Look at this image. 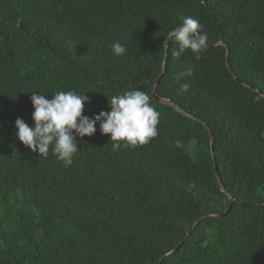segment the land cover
I'll use <instances>...</instances> for the list:
<instances>
[{
	"label": "trees",
	"instance_id": "16d2710c",
	"mask_svg": "<svg viewBox=\"0 0 264 264\" xmlns=\"http://www.w3.org/2000/svg\"><path fill=\"white\" fill-rule=\"evenodd\" d=\"M185 17L199 59L163 43ZM161 73L194 119L154 99ZM137 89L160 113L143 146L97 124L65 167L16 139L32 93L86 94L92 118ZM0 264H264V0H0Z\"/></svg>",
	"mask_w": 264,
	"mask_h": 264
},
{
	"label": "clouds",
	"instance_id": "9594fccd",
	"mask_svg": "<svg viewBox=\"0 0 264 264\" xmlns=\"http://www.w3.org/2000/svg\"><path fill=\"white\" fill-rule=\"evenodd\" d=\"M201 25L192 17H185L183 23L167 33L163 40L174 41L176 48L173 57H181L187 51L199 59V53L207 47V35L199 31ZM126 48L116 42L112 45L114 55H123ZM194 69L188 67L180 76L193 75ZM189 85H181L186 92ZM34 109L33 126L22 119L15 121L16 139L26 148L47 156L51 149L58 162L65 167L73 163V156L78 151L77 138L91 137L99 125V131L110 137L112 150L122 147L143 146L157 136L160 113L151 105L149 95L141 90H133L123 95L112 96L109 112L101 111L92 118L82 115L85 103L89 102L86 94L75 91H57L51 97L39 93L30 96Z\"/></svg>",
	"mask_w": 264,
	"mask_h": 264
},
{
	"label": "water",
	"instance_id": "95a60500",
	"mask_svg": "<svg viewBox=\"0 0 264 264\" xmlns=\"http://www.w3.org/2000/svg\"><path fill=\"white\" fill-rule=\"evenodd\" d=\"M167 43H168V42H167ZM165 47H166V49H167V44L165 45ZM165 63H166V62H164V64H163L162 73L164 72V69H165ZM162 73H161V75L159 76V78H158V80L156 81V83H155V85H154V88H153L152 95H153L154 99L157 100L159 103H161V104H163V105H166V106H170V107H172L175 111L181 113L182 115L194 119L193 117H191L190 115H188L184 110H182V109H181L180 107H178L177 105L172 104V103H171L169 100H167V99L159 98V97L156 95V89H157V86H158V84H159V82H160V79H161ZM210 142H212L211 134H210ZM211 144H212V143H211ZM215 176H216V180H217L218 186L220 187V189L222 190V192H224L225 194H227V192L225 191V189L223 188V186H222V184H221V181H220V179H219V176H218V173H217L216 169H215ZM229 199H230V205H229L228 210H227L225 213H223V214H220V215H212L211 217L221 218V217H224L225 215H227V214L229 213L230 209H231L232 204H233V200H232L231 198H229ZM189 234H190V232L187 234V237L189 236ZM181 244H182V243H181ZM181 244H179L178 247L175 248L174 251H172L170 254L176 252V251L180 248Z\"/></svg>",
	"mask_w": 264,
	"mask_h": 264
},
{
	"label": "bare ground",
	"instance_id": "6f19581e",
	"mask_svg": "<svg viewBox=\"0 0 264 264\" xmlns=\"http://www.w3.org/2000/svg\"><path fill=\"white\" fill-rule=\"evenodd\" d=\"M217 171V170H216ZM186 240V239H185ZM173 254V253H172Z\"/></svg>",
	"mask_w": 264,
	"mask_h": 264
}]
</instances>
